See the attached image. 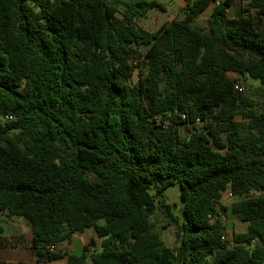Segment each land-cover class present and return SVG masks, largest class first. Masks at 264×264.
<instances>
[{
    "label": "trees",
    "instance_id": "obj_1",
    "mask_svg": "<svg viewBox=\"0 0 264 264\" xmlns=\"http://www.w3.org/2000/svg\"><path fill=\"white\" fill-rule=\"evenodd\" d=\"M183 1L149 32L156 0H0V214L29 226L36 263L264 264V114L236 89L264 86V0L238 18ZM227 190L249 224L232 246ZM87 230L98 250L61 251Z\"/></svg>",
    "mask_w": 264,
    "mask_h": 264
},
{
    "label": "rangeland",
    "instance_id": "obj_2",
    "mask_svg": "<svg viewBox=\"0 0 264 264\" xmlns=\"http://www.w3.org/2000/svg\"><path fill=\"white\" fill-rule=\"evenodd\" d=\"M152 1V0H147ZM165 5L166 11L161 12L158 10L151 11L146 18L136 21V25L143 31L155 32L162 25L169 24L175 20H181L184 17L185 2L183 0H156ZM241 2L242 0H233L229 8V16L231 18H238L241 16ZM214 6H211L200 18L195 21V25L200 28L207 26V20L211 14ZM137 72V71H136ZM134 80H136V73ZM243 85L245 87V95L253 99L255 102L256 111L258 114H264V86L257 80L250 78L243 79ZM182 134L186 136L187 130H183ZM168 203L173 206V212L176 217L182 220V204H181V189L180 185L176 184L171 186L166 191ZM234 199L231 194L224 193L221 205L227 209L223 215V222L227 228V240L232 243V233L242 234L248 230V223L240 222L231 212L230 207ZM7 219L5 214H0V229L3 234H0V239L3 243H9L7 247L0 248V264H38L34 260L33 252L30 250L31 246V230L26 222L22 219L16 218L14 221ZM152 224L158 223L156 217L151 220ZM231 232V234L228 233ZM95 235L94 231L90 235L77 234L73 237L72 241L64 242L61 244L60 249L63 252L70 254H79L82 252L83 246H87L90 252H94L97 249V239L94 240L91 237ZM163 239L168 247H174L176 244V229L170 227L168 230L163 231ZM46 264H67V260L54 261Z\"/></svg>",
    "mask_w": 264,
    "mask_h": 264
},
{
    "label": "crops",
    "instance_id": "obj_3",
    "mask_svg": "<svg viewBox=\"0 0 264 264\" xmlns=\"http://www.w3.org/2000/svg\"><path fill=\"white\" fill-rule=\"evenodd\" d=\"M185 4H186V3H185ZM212 6H213V5H212ZM209 9H210V8H209ZM209 9H208V10H209ZM208 10H207V11H208ZM228 192L230 193V190H227V191L224 192V193H228ZM224 193H223V194H224ZM230 194H231V193H230ZM15 219H16V218H12L11 220L14 221ZM11 220H10V221H11ZM91 232H92V230H87L84 234H80V235H86V236H87V235H90ZM228 233L231 234L230 231H228ZM3 235H4V236H8V234H6V233H4ZM93 236H95V238H94V237H91V238H93L94 240L97 239V241H98V243L96 244V247H97V249H98L99 244H100V240L96 237V235H93ZM34 260H35V258H34ZM64 260H65V259H64ZM64 260H59V261H64ZM35 262H36V260H35Z\"/></svg>",
    "mask_w": 264,
    "mask_h": 264
},
{
    "label": "built area",
    "instance_id": "obj_4",
    "mask_svg": "<svg viewBox=\"0 0 264 264\" xmlns=\"http://www.w3.org/2000/svg\"><path fill=\"white\" fill-rule=\"evenodd\" d=\"M236 89H237L239 92H245V87H244V85H243L242 83H237V85H236ZM222 239H223V240H227V235L224 236ZM50 251H55V247H51V248H50Z\"/></svg>",
    "mask_w": 264,
    "mask_h": 264
}]
</instances>
